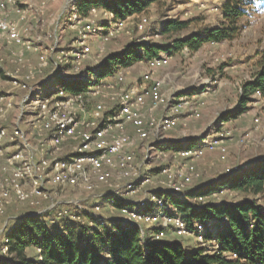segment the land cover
<instances>
[{"label": "built area", "instance_id": "1", "mask_svg": "<svg viewBox=\"0 0 264 264\" xmlns=\"http://www.w3.org/2000/svg\"><path fill=\"white\" fill-rule=\"evenodd\" d=\"M49 1L56 0H42L39 8L47 7ZM33 6V0H0V39L18 48L12 51V61L18 65L24 63L27 51L39 50L33 36L29 34L30 29L20 25L21 21L27 19ZM100 9L103 8L93 6L89 14L84 15L76 2L71 6L69 26L79 28L81 35L68 50L60 46V39L55 35L52 49L55 55L52 61L57 67L68 66L74 72L81 69L92 52L87 38L98 32V23L94 19ZM103 11L107 16V28L104 31L106 36L126 31L128 22L135 18L133 15L115 19L113 13ZM13 13H17L19 18L13 19ZM148 25L147 16H137L135 26L138 31L146 30ZM40 60L43 65L48 63L43 55ZM168 64L167 55L147 60V71L143 73L139 86L124 88L125 72L129 68H120L115 72L116 84L105 83V79L95 84L94 79L84 91L75 94L66 93L62 89L46 94L39 87L30 85L31 73L25 75L23 80L14 77L15 87L25 91L22 104L31 107L29 110L33 114L29 133L35 132L45 137L33 149L27 140V134L20 127L12 131L0 128V218L6 213L7 205L15 201L31 206L34 209L32 215L57 213V217L52 218L53 221L65 217L84 221L82 215H73L71 208L67 207L73 200L57 201L52 191L80 189L95 197V192L100 190L97 199L102 201H94L91 210L84 213H91L104 220L102 210L103 203H106L111 209L119 211L122 221L139 226L142 239L161 241L167 236V229H170L177 236L196 235L203 241L206 232L204 225H199L197 230L189 229L168 196L186 199L189 186L198 175L196 161L207 151H217L221 160L227 159L228 152L224 142L226 138H230L227 137L229 134H217L203 139L199 146L175 150V155L183 164L159 167L156 171L159 185L144 198H133L139 188L151 180L148 171H142L136 163L133 137L146 141L153 133L158 135L171 130L177 125L182 106L189 104L188 101H181L173 105L169 113L159 121L145 117L143 109L148 98L153 107L166 103L161 94L160 82L153 80L156 71ZM93 77L96 78L95 74ZM102 85L120 90L117 97H113L114 103L109 109L103 102L90 106L87 104L86 98L95 95ZM254 97L263 98L264 90H256ZM12 104L6 95H0V112H7ZM191 114L200 116L197 108ZM255 122L259 125L260 119L255 118ZM5 140L15 144L14 149H9ZM239 169L241 168L232 167L228 169V173L238 172ZM121 180L127 182L121 185ZM218 192L219 190H215L201 194L194 198V202L198 206L211 203L206 199ZM44 202L48 205L43 206ZM76 207L83 208L81 205ZM161 222L164 223L163 226L160 225ZM1 253L5 257L10 256L7 237Z\"/></svg>", "mask_w": 264, "mask_h": 264}, {"label": "rangeland", "instance_id": "2", "mask_svg": "<svg viewBox=\"0 0 264 264\" xmlns=\"http://www.w3.org/2000/svg\"><path fill=\"white\" fill-rule=\"evenodd\" d=\"M41 1L33 0L34 6L29 11L27 19L20 22L21 26L30 29L29 34L33 36L38 51L30 54L25 53L24 63L18 65L12 61V51L18 48L8 44L6 40L0 39V95H6L7 99L13 103L12 108L7 112H0V128L5 127L12 131V129L20 127L27 134V140L33 149H36L40 139L45 136H40L35 132L29 133L33 114L29 110L31 107H26L25 103L22 104L25 91L15 87L14 77L23 80L25 75L31 73L30 85L37 86L41 90L42 88L46 89V94L56 93L62 89L61 85H57L56 88L45 86L47 81L53 83L58 80L71 81L80 78L87 83H92L96 79L93 77L92 69L99 67L110 53L121 50L128 43L152 41L167 44L177 36L183 37L191 33H200L205 28L219 25L223 19L222 5L225 0H163L159 4H152L146 12L133 16L135 18L128 22L126 31L115 36H106L104 31L107 28V16L103 9H100L94 19L95 23H98V32L87 38L92 52L77 72L68 66L57 67L52 61L55 55L52 49L56 40L55 35L60 39V46L64 50L70 49L75 39L80 37V29L69 26L71 6L78 0L49 1L47 7L43 9L39 8ZM49 4L57 5L55 14H51ZM65 11L67 12L65 13ZM139 15L149 18V25L144 31H138L135 26ZM170 19L193 20V23L176 34H162L160 31L163 23ZM239 25L240 33L232 40L207 43L196 52H190L187 48H183L180 51L161 54L169 57V64L156 71L153 82H160L161 94L166 103L153 107V103L148 98L143 109L145 117L159 121L169 113L173 105L181 101H188L189 104L182 106L177 125L171 130L158 135L153 133L146 141L133 137L136 163L142 171H148L151 178L149 182L139 188L133 198L142 199L159 185L156 172L159 167H176L183 164L175 155V150L169 149L168 143L162 142L165 139L173 138L178 139L177 142H183L192 136L205 139L210 133L214 136L229 134L227 137L231 138H226L224 142L228 152L226 160H221L217 151H207L203 157L196 161L198 175L189 186L190 191L200 189L196 187L197 185L207 186L209 183L217 181L221 173H228V169L232 167H240L239 171H241L253 166L257 160L264 157V97L252 96L246 111L236 118L224 119L225 115L235 112L241 106L242 85L252 79L258 69L257 62L264 49V8L241 18ZM42 55L48 62L45 65L40 60ZM146 71V63L128 69L127 73L125 72L123 87L139 86L141 77ZM116 81V75L104 80L105 83L111 84H116ZM102 86L95 95L86 98L87 104L90 106L103 102L109 109L114 103L113 97H117L120 90ZM196 108L200 113L199 117L191 114L192 110ZM257 117L260 119L259 125L255 122ZM130 132L132 133V131ZM200 134L201 136H198ZM5 145L9 149H14L15 146V144L8 143L7 140H5ZM195 145L199 146L201 143ZM119 182L124 185L127 180ZM218 190L217 195L208 197L206 200L211 203L235 202L247 196L246 193L238 190L227 188ZM52 192L57 201L69 202L73 200L67 205L73 211V215H82L84 211L91 210L94 201H102L97 199V195L101 193L100 190L95 192V197L94 194L72 188L55 189ZM46 205L48 203L44 202L43 206ZM76 205H81L83 208H77ZM61 207L62 205L59 206V208ZM108 209L109 211H105L103 207L102 210L105 221L122 218L119 211L110 207ZM33 211L31 206L15 201L7 205L6 213L0 218L1 259L3 257L1 248L8 232L18 223V218L31 214ZM49 214L47 218L43 219L44 223L57 217V213ZM219 224L220 221L215 220L212 224L204 225L205 233L208 234H204L203 241L196 235H176L174 238L185 245L189 254L192 250L200 247H204L207 252H213L217 247L215 241L206 240L205 237L214 235ZM160 225L163 226L164 223L161 222ZM168 239L166 236L163 241H168ZM27 254L30 257H35L37 250L28 248Z\"/></svg>", "mask_w": 264, "mask_h": 264}, {"label": "trees", "instance_id": "3", "mask_svg": "<svg viewBox=\"0 0 264 264\" xmlns=\"http://www.w3.org/2000/svg\"><path fill=\"white\" fill-rule=\"evenodd\" d=\"M163 0H78L82 14L88 15L93 6L114 14L115 19L146 12L154 3ZM264 8V0H225L222 5L223 19L214 27L200 33L177 36L167 44L135 41L121 50L110 53L102 64L92 69L95 84L120 68L187 48L196 52L212 42L232 40L240 33V19ZM193 20L170 19L163 23L161 33L173 35L188 28ZM258 69L252 79L242 85L241 106L224 119L236 118L248 109L256 90H264V49L257 62ZM61 85L66 93L84 91L89 83L80 78L71 81H47L45 86ZM196 143L185 141L169 145L178 150L194 147ZM220 188L238 190L247 194L235 202L206 203L198 206L194 198ZM171 204L191 230L199 225L220 224L214 235L205 239L218 245L213 252L204 247L189 254L185 245L178 241H151L141 238V229L121 219L101 220L91 213H83L84 221L69 217L52 219L44 223L49 213L26 214L8 232L9 254L0 258V264H264V157L253 166L239 172L226 173L204 188L191 190L186 199L169 195ZM81 215V214H78ZM86 220V221H85ZM50 225V226H49ZM208 234V233H205ZM28 248L37 250L35 257L27 254Z\"/></svg>", "mask_w": 264, "mask_h": 264}, {"label": "crops", "instance_id": "4", "mask_svg": "<svg viewBox=\"0 0 264 264\" xmlns=\"http://www.w3.org/2000/svg\"><path fill=\"white\" fill-rule=\"evenodd\" d=\"M38 1H41V0H38ZM21 5H23V4H21ZM52 4H49V6H50V11H51V14H55L56 13V8H57V5L56 4H53L52 6H51ZM64 15V14H63ZM12 18L13 19H18L19 18V15L17 14V13H13L12 14ZM35 43V42H34ZM36 44V43H35ZM32 52H34V51H32V50H29V51H27L26 53H28V54H30V53H32ZM146 63V61H141V62H138V63H136V64H134L133 66H131V67H129V69H133V68H135L136 66H142V65H144ZM42 90L43 91H46V89H44V88H42ZM198 136H201V134L200 135H198ZM214 136V134H212V133H210L209 135H208V137L207 138H211V137H213ZM201 138V137H200ZM179 140H184V139H179ZM178 141V139H165V140H162V142H166V143H168L167 144V146L169 147V145H171V144H173L174 142H177ZM186 141H190V142H194V143H196V144H200L202 141H203V139H199V137L198 138H196V137H190L189 139H187ZM183 142H185V140L183 141ZM169 149H171V148H169ZM224 174V173H223ZM222 173L218 176V178L221 176V175H223ZM206 184V183H205ZM195 187V186H194ZM196 187H198V188H204L205 187V185L203 184V185H197ZM95 202H97V201H95ZM103 206H104V210L105 211H109V207H108V205H106V203H103ZM176 236V234L172 231V230H167V237L169 238L168 239V241H172V240H175V237Z\"/></svg>", "mask_w": 264, "mask_h": 264}]
</instances>
